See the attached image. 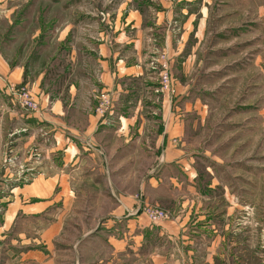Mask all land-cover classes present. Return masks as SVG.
Masks as SVG:
<instances>
[{
  "label": "crops",
  "instance_id": "1",
  "mask_svg": "<svg viewBox=\"0 0 264 264\" xmlns=\"http://www.w3.org/2000/svg\"><path fill=\"white\" fill-rule=\"evenodd\" d=\"M180 1L192 6L190 14L183 3L181 9L173 10L164 2L165 10L156 14L155 26L165 28L163 44H159L160 40L152 42L157 30L153 26L144 28L143 14L133 10L124 16L118 13L112 24L107 22L97 33L89 32L85 46L70 47L74 79L68 96H53L44 85V74L28 85L40 104L36 113L13 104L6 85L25 84L24 70L20 66L11 70L0 57V164L4 167L3 180L11 189L0 235L14 232L16 226L20 228L21 244L30 246L23 254L27 261L59 264L73 244H92L99 234L106 252L100 251L97 257L92 254V261L122 264L126 256L135 261L133 264H165L170 259L179 264L194 262L186 251L180 252L178 258L164 252L156 256L148 253L147 248L154 245L156 237L174 242L175 234L165 223H152L140 211L136 197L144 195V190L139 183H150L157 189L168 173L177 176L170 181L174 187H198L195 172H190L193 155L198 153H188L186 144H182L188 119H197V124L207 117L200 103L209 94L197 86L217 80V87L223 88L222 84L230 82L236 71L250 67V60L235 59L218 68L214 66V73H202L208 13L203 10L198 21L191 11L202 0ZM230 1L248 8L256 6L258 16L243 25L215 32L218 42L208 46L214 60L224 61L223 57L236 55V49L244 47L236 43L239 36L256 30L264 34V0ZM174 21L183 25V32L168 33L167 27ZM150 44L163 49L168 60L164 63L169 62L174 72V111L166 109L171 100L169 94L158 92L161 53L155 47L152 52L150 47L147 50ZM245 47L241 54L249 55ZM151 54L157 71L148 69L146 61ZM225 68L231 75L221 79ZM261 86L259 79L258 87ZM101 93L111 98L104 115L97 112ZM188 98H193L194 103H188ZM260 115L264 117V108ZM29 215L35 217L34 239L27 234V226L22 231V222H28ZM219 243L218 237H213L210 247L217 249ZM232 246L240 247L241 243L233 242ZM249 259L250 251L246 261ZM252 260L254 264L258 260L264 264L261 257L257 260L253 255Z\"/></svg>",
  "mask_w": 264,
  "mask_h": 264
},
{
  "label": "rangeland",
  "instance_id": "2",
  "mask_svg": "<svg viewBox=\"0 0 264 264\" xmlns=\"http://www.w3.org/2000/svg\"><path fill=\"white\" fill-rule=\"evenodd\" d=\"M205 1H200V5L191 11L196 14L198 21L202 18L203 10L208 13V44L202 58V73L213 70L214 73V66L218 68L228 61L243 57L250 60V67L233 73L231 81L222 84L223 88L217 87V80L208 84L201 82L197 86V89L209 94L200 103L203 110L207 111V117L197 124V119H188L182 144H186L184 149L188 153H198L193 155L190 168V172L194 171L197 176L198 187L190 184L174 187L170 181L177 176L167 173L157 189H153L150 183H139V186L143 185L144 195L138 194L137 205L147 216V213L160 214V218L151 220L152 223L163 222L175 234L174 242L156 237L154 245L147 248L148 253H155L156 256L164 252L178 258L186 251L193 258L192 264H254L253 260L250 261L253 255L257 256V260L261 257V262L264 261V117L260 115V110L264 108V34L256 30L236 39L237 44L246 46L244 50L249 55L241 54L243 47L236 49V55L223 57L224 61L214 60L208 46L217 44L215 32L228 26L243 25L255 19L259 11L254 5L248 8L230 0ZM162 2L173 10L181 9L183 3L188 14L192 9L191 5L185 6V2L180 0H0V57L10 65V69L23 67L26 81L25 84L15 85V91L26 89V93L38 104L36 112L40 111V104L28 85L44 74V85L53 96H68L70 83L74 79L73 67L70 66V47L85 46L89 32L97 33L107 22L112 24L118 13L121 16L126 15L129 10L142 13L145 19L143 27L153 26L158 32L155 34L157 38H151L152 42L160 40L159 44H163L165 28L155 26L156 14L165 10ZM177 21L167 27L168 33L183 32V25L178 26ZM220 43L227 45V42ZM148 47L151 52L155 47L156 52L161 53V67L167 63L170 68L173 92L162 90L160 74L163 69L159 67L158 92L169 94L171 100L166 104V109L174 111V96L177 92L172 67L169 62L164 63L168 60L163 49L151 44L146 46L147 50ZM153 59L152 54L148 56V69L157 71ZM228 70L222 69L225 73L221 79L231 75ZM259 79L263 85L261 87H258ZM192 80L190 78L189 81ZM9 85L11 84L6 85V89L14 102L12 103L25 110ZM101 95L102 93L98 96L99 103ZM188 100V103H194L193 98ZM190 107L194 110V107ZM211 157L215 159L212 160ZM238 161L248 165L245 163L237 166ZM3 168L0 164V224L5 206L11 201L10 186L2 177ZM177 173L179 172L175 174L178 175ZM28 219V222L23 220L22 231L27 226V234L34 239L37 233L35 217L29 215ZM13 230L7 235H0L1 264H34L23 257L30 246L21 244L20 228L16 226ZM96 236L91 241L92 244H73L70 251L63 253L59 264H103L92 261L95 258L91 259L92 254L97 257L101 254L100 251L103 254L106 252L101 246L99 234ZM213 237L220 240L217 249L210 247ZM24 239L23 237L22 240ZM233 242L236 245L241 243V246L233 248ZM31 245H34V240ZM249 251L250 259L247 262ZM125 257L122 264L135 262ZM167 262L165 264H179L171 259Z\"/></svg>",
  "mask_w": 264,
  "mask_h": 264
},
{
  "label": "built area",
  "instance_id": "3",
  "mask_svg": "<svg viewBox=\"0 0 264 264\" xmlns=\"http://www.w3.org/2000/svg\"><path fill=\"white\" fill-rule=\"evenodd\" d=\"M162 72L160 74L161 76V88L163 91L166 92H173L174 86L171 81V77L169 74V69L166 64L162 65ZM9 89L13 91L14 95L17 96V99L19 100V103L21 106L30 112H36L38 110V104L32 100L29 94L26 93V89H22L20 92L15 91V86L9 85ZM111 105V98L108 94H102L100 97V103L99 106L97 107V112L99 114L104 115L107 110L110 108ZM148 216L150 217V220L155 221L158 217L160 218L159 215H153L151 213H147ZM163 216V215H162Z\"/></svg>",
  "mask_w": 264,
  "mask_h": 264
},
{
  "label": "water",
  "instance_id": "4",
  "mask_svg": "<svg viewBox=\"0 0 264 264\" xmlns=\"http://www.w3.org/2000/svg\"><path fill=\"white\" fill-rule=\"evenodd\" d=\"M0 264H1V251H0Z\"/></svg>",
  "mask_w": 264,
  "mask_h": 264
},
{
  "label": "trees",
  "instance_id": "5",
  "mask_svg": "<svg viewBox=\"0 0 264 264\" xmlns=\"http://www.w3.org/2000/svg\"><path fill=\"white\" fill-rule=\"evenodd\" d=\"M55 1H59V0H55Z\"/></svg>",
  "mask_w": 264,
  "mask_h": 264
}]
</instances>
